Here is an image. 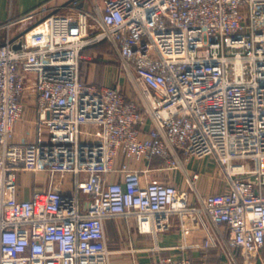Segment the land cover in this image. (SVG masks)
<instances>
[{
    "label": "built area",
    "instance_id": "built-area-1",
    "mask_svg": "<svg viewBox=\"0 0 264 264\" xmlns=\"http://www.w3.org/2000/svg\"><path fill=\"white\" fill-rule=\"evenodd\" d=\"M89 1L0 25V148L24 118L26 92L49 135L25 147L22 167L0 166V264H112L105 223L120 217L155 238V264H215L212 249L227 264H264V0ZM103 41L136 95L122 79L82 78L85 49ZM155 156L164 163L148 164ZM209 156L229 188L192 204L201 173L186 162ZM178 169L191 190L152 177ZM28 170L71 173L73 188L20 199ZM175 216L204 227L198 259L184 245L159 256Z\"/></svg>",
    "mask_w": 264,
    "mask_h": 264
},
{
    "label": "crops",
    "instance_id": "crops-1",
    "mask_svg": "<svg viewBox=\"0 0 264 264\" xmlns=\"http://www.w3.org/2000/svg\"><path fill=\"white\" fill-rule=\"evenodd\" d=\"M77 2V3H76ZM89 0H0V25L9 18L17 17L34 8L44 5V15L50 13H77L80 7H88ZM76 3V6L74 4ZM38 18L17 24L13 31L17 35L34 24ZM6 35L5 30H0V42ZM97 50H94V52ZM100 51V49L98 50ZM102 51V50H101ZM86 52L87 53H92ZM106 51L104 50V52ZM106 55V54H105ZM89 62L93 57L87 55ZM85 58V59H87ZM81 61V75L86 81L94 82L101 85H111L114 80L113 71L106 64L102 71L97 70V62L83 63ZM104 62L103 60H96ZM107 63V62H106ZM120 79V78H119ZM118 79V80H119ZM117 80V81H118ZM23 100L26 110L24 118L18 120L14 125V138L7 145L5 152L0 148V166L3 162L13 167H22L24 165V149L29 145H36L49 139L48 132L44 125H41L37 119V102L34 95L26 92ZM209 158V159H208ZM209 167L205 169L206 164ZM151 163V162H150ZM148 163V164H150ZM153 166V165H152ZM186 166L191 172L199 171L201 178L197 182L198 190L201 193H190L192 204L198 203V194L208 195L213 192L227 191L228 185L224 174L221 172L217 161L213 157L202 159L192 158L186 162ZM155 179H164L175 184L176 186L191 190L186 180L185 173L181 170L160 171L152 173ZM161 180V179H160ZM20 199H31L36 191H43L53 187L60 191H71L74 185V175L71 173H59L52 177L47 171H20L18 174ZM172 227L160 232L158 243L162 247H167L159 253V256L178 255L180 252L168 247L184 245L189 247L190 254L198 259L202 255V244L205 240L206 231L198 218L180 219L175 216L172 220ZM108 245L112 250V264H155L158 254L152 252L155 245V238L151 234H142L138 231L135 219L132 218H109L105 223ZM211 261L215 264H227L217 256V250L210 251ZM261 256L264 259V248Z\"/></svg>",
    "mask_w": 264,
    "mask_h": 264
},
{
    "label": "rangeland",
    "instance_id": "rangeland-1",
    "mask_svg": "<svg viewBox=\"0 0 264 264\" xmlns=\"http://www.w3.org/2000/svg\"><path fill=\"white\" fill-rule=\"evenodd\" d=\"M90 2H88V7H90ZM104 51H93L92 53H87L90 54L91 57H93L92 61L91 62H97L96 65H97V70L98 71V68L100 70V72L102 71L101 69L104 68V66L107 64L109 66V68H111V71H113V76H114V81L112 83H116L117 80L120 78L122 79V85H123V88H125L129 93H131L132 95H136V89L134 88V85L129 81L128 77L126 74H124L123 72V69H122V65H121V61L120 59L117 57V55L114 53V49L112 47L111 44H109V48L107 49L106 53H102ZM106 54V55H105ZM96 60H103L104 59V62H98V61H95ZM86 60H89L88 58ZM89 61H86L85 63H91ZM107 62V63H106ZM101 65H100V64ZM211 157V156H209ZM209 159V158H208ZM208 159H204L203 161H205V164H206V167L205 169L207 170V168L209 167V165H207L206 162H208L207 160ZM160 173V172H158Z\"/></svg>",
    "mask_w": 264,
    "mask_h": 264
},
{
    "label": "trees",
    "instance_id": "trees-1",
    "mask_svg": "<svg viewBox=\"0 0 264 264\" xmlns=\"http://www.w3.org/2000/svg\"><path fill=\"white\" fill-rule=\"evenodd\" d=\"M109 44H111L109 41H103V42H100V43H96V44H93L89 47H87L85 49L86 52H91V51H94V50H99L100 51H107V49L109 48ZM85 62L87 61L86 59H84ZM84 62V61H83ZM85 62L83 63V65L85 64ZM100 64V63H99ZM101 65V64H100ZM164 163V159L162 157H159V156H155L152 160H151V163L150 165H153V166H156V165H160Z\"/></svg>",
    "mask_w": 264,
    "mask_h": 264
},
{
    "label": "water",
    "instance_id": "water-1",
    "mask_svg": "<svg viewBox=\"0 0 264 264\" xmlns=\"http://www.w3.org/2000/svg\"><path fill=\"white\" fill-rule=\"evenodd\" d=\"M21 34H22V32H21V33H19V34H17V35H16V38H17V37H19Z\"/></svg>",
    "mask_w": 264,
    "mask_h": 264
}]
</instances>
